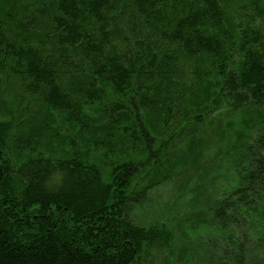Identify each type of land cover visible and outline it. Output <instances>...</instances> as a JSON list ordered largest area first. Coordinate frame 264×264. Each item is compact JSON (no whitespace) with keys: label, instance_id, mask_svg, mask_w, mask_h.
Masks as SVG:
<instances>
[{"label":"trees","instance_id":"16d2710c","mask_svg":"<svg viewBox=\"0 0 264 264\" xmlns=\"http://www.w3.org/2000/svg\"><path fill=\"white\" fill-rule=\"evenodd\" d=\"M0 70V264H264V0H0Z\"/></svg>","mask_w":264,"mask_h":264},{"label":"rangeland","instance_id":"374dc122","mask_svg":"<svg viewBox=\"0 0 264 264\" xmlns=\"http://www.w3.org/2000/svg\"><path fill=\"white\" fill-rule=\"evenodd\" d=\"M5 58L6 57H4V59ZM20 86H21L20 81L18 82L16 80H14L13 77L10 76V74L7 70H5V71L0 70V94L4 93V95H0V119L6 117L5 118L6 120H4L6 122H10L12 124L13 123L18 124L19 126L23 125L20 128L22 133H21V135L19 134L20 139H21L20 141H22V140H25L26 137H28L32 134L35 135L36 131H34V130H35L36 125L31 123V122L20 124V123H15V122H19V121H15V122L11 121L12 119L13 120L17 119L18 115H16V113H15V105H12V101L9 100L10 95L8 93L7 94L5 93V92H7V90H11L12 94H16L17 92H19ZM4 104H5V107H3ZM52 120L55 122V125H53V126H57V124L61 123L59 120V117L56 115H54V118H52ZM25 122H26V119H25ZM18 125L16 126V128L19 127ZM64 127L65 126H61V128H64ZM15 133H17V132L15 131ZM45 136H50V137L53 136L55 138H59V132H58V130H57V132H55V130H54V133H53L50 130ZM48 140L49 139H42L41 141L44 142L45 146H48ZM14 144H17V143L14 142ZM55 144H57L56 141H55ZM88 156L100 163L101 158H102V150L100 149V145H98L97 149L89 148ZM103 165H104V163L101 166H103ZM172 192H173V190H172L171 185H169L167 188H164V189L156 192L155 196H154L156 198L152 199L153 204H157L159 202L161 203V202H164L165 200L169 199Z\"/></svg>","mask_w":264,"mask_h":264}]
</instances>
